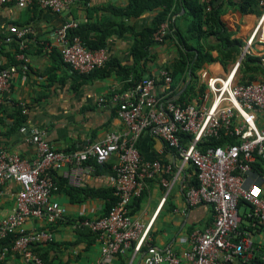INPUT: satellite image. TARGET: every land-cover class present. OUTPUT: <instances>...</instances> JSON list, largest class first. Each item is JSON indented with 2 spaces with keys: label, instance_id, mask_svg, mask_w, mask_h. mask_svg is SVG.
<instances>
[{
  "label": "built area",
  "instance_id": "obj_1",
  "mask_svg": "<svg viewBox=\"0 0 264 264\" xmlns=\"http://www.w3.org/2000/svg\"><path fill=\"white\" fill-rule=\"evenodd\" d=\"M73 1L0 0V6L31 7L38 3L43 9L61 14L69 10ZM259 4L262 12L245 38L240 59L228 72L209 75L204 92L189 103L171 98L173 76L163 68L137 87L113 94L118 104L117 115L126 129L109 132L103 141L66 151L56 148L45 130L22 125L20 131L36 146L37 154L33 161H27L19 153L0 147V196L10 181L19 184L15 207L0 219V241L11 240V249L29 264H46L33 247L53 241V232L27 231L25 223L42 218L54 224L66 215V207L53 199L60 191L53 171L81 166L90 158L106 163L116 157L111 186L118 202L108 215L94 220L86 218L77 224L86 225L97 234L100 254L96 264H110L115 256L130 250L137 255L145 248L140 264H264V255H258L251 235L242 228L240 211L241 200L248 201L252 205L249 215L255 216L264 229V186L248 179L253 165L264 162V80L248 84L238 81L239 67L247 56L259 57L264 65V0ZM78 25L75 19L67 20L52 31L59 40L58 50L64 62L80 73L104 67L109 60L104 48L88 49L80 37L69 36V31ZM169 27L168 21L161 25L156 33L158 41L164 40ZM10 31L21 41L34 33L30 25H12ZM17 73L16 65L0 70V116L3 96L11 91ZM163 78L167 90L159 95L154 87ZM105 100L101 96L99 103ZM22 108L26 114L27 107ZM147 130L175 149L182 166L194 167L198 185L187 188L188 204L207 203L214 212L213 222L204 229H195L190 235V246L183 251L152 245L148 241L151 223L145 225L131 213L134 200L143 194L148 180L156 178L164 168L160 160L142 158L138 141ZM184 134L191 136L189 142H185ZM214 140L222 144L213 145ZM162 180L169 184L165 178ZM7 250L8 247L0 253V260Z\"/></svg>",
  "mask_w": 264,
  "mask_h": 264
},
{
  "label": "crops",
  "instance_id": "obj_2",
  "mask_svg": "<svg viewBox=\"0 0 264 264\" xmlns=\"http://www.w3.org/2000/svg\"><path fill=\"white\" fill-rule=\"evenodd\" d=\"M129 0H74L68 11L54 13L41 7H19L15 4L0 6V35L10 34L12 25H30L34 33L21 42L22 52H17L15 44H9L0 38V66L10 63L4 53L16 58L18 73L14 75L11 91L4 94L1 111L3 122L0 124V147L19 153L27 161L36 158L37 148L26 140L20 129L9 130L13 121L11 113L26 106L29 127H39L47 132V139L58 149L71 151L85 148L87 145L103 141L111 131H124L126 126L117 115L118 104L113 99L116 92H126L129 80L122 78L116 69L103 77L78 78L71 67L61 59L58 50L59 40L52 31L61 27L67 20L82 22L116 21L117 17L105 7L113 5L125 7ZM240 0H225L223 18L233 37L245 41L252 26L258 21L259 14H244L239 6ZM174 21L183 25L181 19L186 9L183 5L175 7ZM91 14V17H90ZM155 12L146 13L134 21L138 29L148 25ZM132 25V19L128 20ZM177 24V23H176ZM5 43L4 53L1 45ZM132 34L124 36L113 34L108 38L104 48L109 60L117 58L122 65H131ZM155 61L147 67L148 73H158L167 68L176 54V45L172 42L157 44L153 48ZM216 54V53H215ZM22 55L26 58L23 60ZM9 65V64H8ZM110 68V67H109ZM226 71L225 65L216 61L205 64L198 72L200 84H206L209 75H221ZM97 73H95L96 76ZM182 83L180 87H182ZM187 85L176 96H180ZM154 91L163 95L166 87L158 82ZM106 98L99 103V98ZM194 99V98H193ZM138 148L144 161L160 160L163 169L154 179L147 182L139 206L133 204V216L151 227L148 241L161 249L168 247L183 251L190 246L191 233L199 228L208 227L214 219L212 206L201 203L188 204L187 188L196 180L192 165L182 166L174 148L147 130L138 141ZM116 157L107 162L105 171H96L92 165H71L53 171L54 178L77 188L96 189L112 185V173L108 170ZM88 166L92 169L89 170ZM170 166V170L166 167ZM254 173H249V181L255 180ZM165 178L169 184L163 182ZM264 178L258 182L264 186ZM19 184L10 181L0 196V219L13 210ZM67 209L63 219L48 224L42 218L26 221L27 231L49 229L54 240L44 245L41 253L48 255L51 264H96L100 254V243L89 231L78 232L77 224L82 217L97 219L102 215L106 200L88 197L82 202H73L71 196L63 189L53 195ZM251 207L241 206L242 227L251 235L252 243L264 252V229L249 215ZM11 240L0 241V253L8 247L0 264H29L19 253L11 249ZM146 251L135 255L132 250L115 256L110 264H140ZM182 264H188L186 262Z\"/></svg>",
  "mask_w": 264,
  "mask_h": 264
},
{
  "label": "trees",
  "instance_id": "obj_3",
  "mask_svg": "<svg viewBox=\"0 0 264 264\" xmlns=\"http://www.w3.org/2000/svg\"><path fill=\"white\" fill-rule=\"evenodd\" d=\"M259 2L260 0H240L239 6L244 14L257 12L260 15L262 8ZM180 4L186 9L181 18L183 25L175 22L173 19L176 13L175 7H178ZM224 4L225 0H129L125 7L107 5L105 8L117 17L116 21L104 22L99 20L98 23L90 21L82 22L69 31V36L72 38L75 36L80 37L88 49L96 50L105 48L108 38L113 34L124 36L127 32H130L132 34V47L130 50L132 64L122 65L119 59L114 58L108 60L104 67L95 69L89 73L74 72L78 78H95L106 76L113 69H116L122 78L129 80L127 87L132 89L137 87L145 78L157 75L156 73H148L147 70L150 63L156 59V55L153 53L154 46L173 42L176 45V54H174L167 66V69L173 76L171 98L180 103H189L193 98L195 99L201 95L206 88V84H200L198 75L199 70L205 64L220 61L226 66L236 61L242 52L244 41L241 38L233 37L223 18ZM33 6L40 7L38 3H35ZM148 12H155L152 21L142 29H138L134 21L141 19ZM131 19L132 25L128 24V20ZM166 21L170 24L169 32L164 36V40L160 42L156 39V33ZM8 37L11 38L8 43L16 45V53L22 52L21 40L11 31L10 34L0 35L3 42ZM4 48L5 43L1 45L3 53ZM4 54L9 58L10 63L0 66V70L16 63L14 56L9 53ZM59 55L63 60L60 52ZM242 67L243 78L239 81L240 83H251L257 80L259 74H264V65L259 57L247 56L242 62ZM95 73H97L96 76ZM160 83L164 85V78L161 79ZM181 83L183 84L182 87H180ZM186 85L185 91L180 96H176ZM10 115L13 117V121L10 124L9 130L20 129L27 122L28 117L23 112L22 107L16 109ZM3 118L4 116H0V124L3 122ZM190 137L184 134L185 142H189ZM219 144H222V141L214 140L213 145ZM85 164L92 165L96 171H105L107 168V162L100 163L96 158H90ZM108 170L112 174L114 173L113 166H110ZM252 173H254L253 176L255 175V180L260 182L261 176L264 178V162L258 161L255 163ZM58 183L60 190L64 189L71 196L73 202H82L88 197L105 199L106 205L102 215L99 217L108 215L119 199L115 193V188L112 186L88 189L69 186L65 181ZM193 185H198L197 176ZM142 196L143 194L134 200L136 206H139ZM243 205L252 208V205L246 200H241L240 207ZM85 219V217H82L80 222ZM252 219L257 221L255 216ZM77 230L80 233L89 231L94 239H97V234L86 225L79 226ZM46 244L48 243L37 244L33 247V250L44 259L46 264H51L48 255L40 252ZM256 250L258 255H264L262 249L256 247ZM254 263L259 264V261H254Z\"/></svg>",
  "mask_w": 264,
  "mask_h": 264
},
{
  "label": "rangeland",
  "instance_id": "obj_4",
  "mask_svg": "<svg viewBox=\"0 0 264 264\" xmlns=\"http://www.w3.org/2000/svg\"><path fill=\"white\" fill-rule=\"evenodd\" d=\"M240 55L237 57L236 61L231 62L225 66L226 71H229L233 67V65H235V63L240 59ZM242 70H243V67H242V62H241V65H240L239 70H238V81H240L243 78V71ZM257 80H264V74H259Z\"/></svg>",
  "mask_w": 264,
  "mask_h": 264
}]
</instances>
